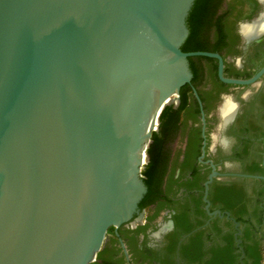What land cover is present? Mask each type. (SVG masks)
Returning a JSON list of instances; mask_svg holds the SVG:
<instances>
[{
  "label": "water",
  "instance_id": "1",
  "mask_svg": "<svg viewBox=\"0 0 264 264\" xmlns=\"http://www.w3.org/2000/svg\"><path fill=\"white\" fill-rule=\"evenodd\" d=\"M194 1L0 0V264L94 259L146 190L141 150L188 57L255 79L181 50Z\"/></svg>",
  "mask_w": 264,
  "mask_h": 264
},
{
  "label": "flooded vegetation",
  "instance_id": "2",
  "mask_svg": "<svg viewBox=\"0 0 264 264\" xmlns=\"http://www.w3.org/2000/svg\"><path fill=\"white\" fill-rule=\"evenodd\" d=\"M186 25L182 51L255 79L188 57L146 149V190L89 264H264V0H198Z\"/></svg>",
  "mask_w": 264,
  "mask_h": 264
},
{
  "label": "bare ground",
  "instance_id": "3",
  "mask_svg": "<svg viewBox=\"0 0 264 264\" xmlns=\"http://www.w3.org/2000/svg\"><path fill=\"white\" fill-rule=\"evenodd\" d=\"M252 29V28H251ZM250 27H244V32L247 33L248 31L251 30ZM243 30V29H242ZM251 32V31H250ZM249 32V33H250ZM226 103V102H225ZM229 107V104H225V106L223 107L222 109V115H223V118L224 120L226 121L230 115V109L228 108ZM157 118H158V113L154 114L153 117H152V124H153V127L157 125ZM154 127V128H155ZM153 130V129H152ZM147 146H148V143L145 144V146L142 147V150H141V158H142V164L145 163V160H146V149H147Z\"/></svg>",
  "mask_w": 264,
  "mask_h": 264
},
{
  "label": "trees",
  "instance_id": "4",
  "mask_svg": "<svg viewBox=\"0 0 264 264\" xmlns=\"http://www.w3.org/2000/svg\"><path fill=\"white\" fill-rule=\"evenodd\" d=\"M196 1H198V0H195V2H196ZM195 2H194V3H195ZM163 110H164V108L162 109V111H161V113H160L159 117L161 116V114H162Z\"/></svg>",
  "mask_w": 264,
  "mask_h": 264
},
{
  "label": "rangeland",
  "instance_id": "5",
  "mask_svg": "<svg viewBox=\"0 0 264 264\" xmlns=\"http://www.w3.org/2000/svg\"><path fill=\"white\" fill-rule=\"evenodd\" d=\"M145 165V163L142 165V169H143V166ZM142 169H141V171H142Z\"/></svg>",
  "mask_w": 264,
  "mask_h": 264
}]
</instances>
